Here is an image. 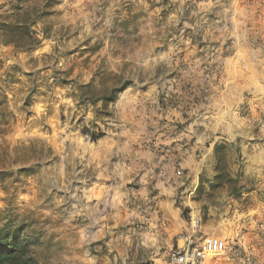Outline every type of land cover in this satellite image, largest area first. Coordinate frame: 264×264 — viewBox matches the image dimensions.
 <instances>
[{
	"label": "rangeland",
	"instance_id": "obj_1",
	"mask_svg": "<svg viewBox=\"0 0 264 264\" xmlns=\"http://www.w3.org/2000/svg\"><path fill=\"white\" fill-rule=\"evenodd\" d=\"M195 219L264 264V0H0V234L164 264Z\"/></svg>",
	"mask_w": 264,
	"mask_h": 264
},
{
	"label": "built area",
	"instance_id": "obj_2",
	"mask_svg": "<svg viewBox=\"0 0 264 264\" xmlns=\"http://www.w3.org/2000/svg\"><path fill=\"white\" fill-rule=\"evenodd\" d=\"M198 223V219H195L192 233L182 240V245L170 253L164 264H208L226 251L225 242L219 238L197 239Z\"/></svg>",
	"mask_w": 264,
	"mask_h": 264
},
{
	"label": "trees",
	"instance_id": "obj_3",
	"mask_svg": "<svg viewBox=\"0 0 264 264\" xmlns=\"http://www.w3.org/2000/svg\"><path fill=\"white\" fill-rule=\"evenodd\" d=\"M20 34H26V29L19 27L16 29ZM32 45L37 43L36 38H29ZM114 93L107 101L112 100ZM38 248V241L35 235H28L24 228L17 231H7L0 234V264H39L35 250Z\"/></svg>",
	"mask_w": 264,
	"mask_h": 264
}]
</instances>
